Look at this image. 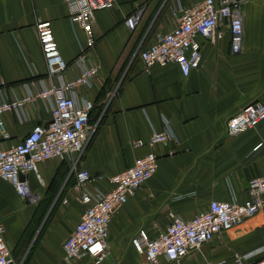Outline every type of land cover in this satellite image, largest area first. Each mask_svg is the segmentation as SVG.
<instances>
[{
    "label": "crops",
    "instance_id": "obj_1",
    "mask_svg": "<svg viewBox=\"0 0 264 264\" xmlns=\"http://www.w3.org/2000/svg\"><path fill=\"white\" fill-rule=\"evenodd\" d=\"M202 0H114L109 9L94 13V45L86 50L88 64L98 66L87 87L76 89L75 102L101 106L90 117V130L77 169L92 181L87 192H106L105 178L129 167L149 149H133L134 141H147L167 123L174 142L154 146L156 171L112 215L100 264H141L130 240L138 231L155 237L173 214L188 221L206 210L212 201L242 203L247 185L264 175V121L255 129L230 137L225 124L243 106L264 104V0H242L241 50L229 51L227 32L207 44L197 39L200 63L187 77L169 64L143 71L138 50L156 33L171 31L178 9ZM140 20L128 31L124 20L134 13ZM48 21L58 56L66 63L63 81L75 79L74 61L86 48L82 29L70 23L64 0H0V89L7 100L35 95L49 81L38 47L34 25ZM115 88L108 103L105 96ZM103 97L99 99L100 95ZM20 121L3 113L0 122L7 138L0 150L17 144L35 125L49 121L46 103L37 99L23 106ZM71 158L49 160L36 166V174L21 177L34 203L20 199L12 187L0 181V223L11 264H92L81 258L62 261L61 245L83 212L74 189ZM65 201V203H63ZM42 209V229L36 236V220ZM264 214L241 226L217 234L181 264H252L262 256ZM246 257L243 259V257ZM161 264H169L164 260Z\"/></svg>",
    "mask_w": 264,
    "mask_h": 264
},
{
    "label": "built area",
    "instance_id": "obj_2",
    "mask_svg": "<svg viewBox=\"0 0 264 264\" xmlns=\"http://www.w3.org/2000/svg\"><path fill=\"white\" fill-rule=\"evenodd\" d=\"M242 0H202L187 8L178 9L174 28L164 34L156 33L152 41L138 50L137 58L143 71L158 66L175 65L181 77L188 76L200 63L197 39L214 44L229 37V51L238 54L241 50L242 25L240 4ZM70 23L78 25L85 36L86 48L80 49L74 64L79 68L77 77L63 81L62 73L66 63L58 56L56 43L48 21L34 25L38 47L49 81L55 80L35 95L26 93L21 98L7 100L0 89V116L10 112L20 121L19 114L24 105L40 99L46 103L49 121L35 125L15 145L0 150V181L9 184L16 195L29 203L34 198L29 194L26 182L21 180L28 173L36 174V166L49 160L71 158L74 189L84 209L72 232L61 245L62 261L70 263L87 258L92 264H100L106 258L107 230L112 215L146 183L156 171L157 158L151 149L160 144L174 142V136L166 122L160 132L152 133L147 141H134L133 149L147 148L149 151L133 160L123 171L106 177L109 186L106 192H87L85 187L92 181L84 169H77L76 163L82 154L90 130L89 114L94 107L86 101L75 102L76 89L87 87L96 76L98 66L88 64L86 50L94 45L92 21L95 12L109 9L114 0H64ZM140 20L134 13L124 20L128 31H132ZM115 90V88H114ZM114 90L105 96V104L112 98ZM264 121V104L253 102L243 106L225 124L226 135L237 136L244 131L255 129ZM0 137L7 134L0 122ZM248 198L242 203L236 201L208 204L206 210L198 212L188 221L170 214L169 222L151 238L143 230L130 240L133 251L142 257L141 264H181L191 253L198 252L202 245L209 243L217 234L241 226L264 208V175L254 178L247 185ZM65 203V201H63ZM4 227L0 223V264H11L9 250L4 240ZM261 258L252 264H264V246ZM246 258L245 256L243 259ZM236 264H242L236 259Z\"/></svg>",
    "mask_w": 264,
    "mask_h": 264
},
{
    "label": "trees",
    "instance_id": "obj_3",
    "mask_svg": "<svg viewBox=\"0 0 264 264\" xmlns=\"http://www.w3.org/2000/svg\"><path fill=\"white\" fill-rule=\"evenodd\" d=\"M103 95H104V93H102L101 95H100V97H99V99H101L102 97H103ZM100 108H101V106H99V107H97V108H92V110L90 111V114H89V118L91 117V115H92V113L94 112V114H93V118H96L98 115H99V113H100ZM90 122V121H89Z\"/></svg>",
    "mask_w": 264,
    "mask_h": 264
},
{
    "label": "rangeland",
    "instance_id": "obj_4",
    "mask_svg": "<svg viewBox=\"0 0 264 264\" xmlns=\"http://www.w3.org/2000/svg\"><path fill=\"white\" fill-rule=\"evenodd\" d=\"M36 223L39 224L38 229H37V232L35 233V235L37 236L39 234L40 230L42 229V209L40 210V214H39L38 219L36 220Z\"/></svg>",
    "mask_w": 264,
    "mask_h": 264
},
{
    "label": "water",
    "instance_id": "obj_5",
    "mask_svg": "<svg viewBox=\"0 0 264 264\" xmlns=\"http://www.w3.org/2000/svg\"><path fill=\"white\" fill-rule=\"evenodd\" d=\"M262 212H263V214H264V208L262 209Z\"/></svg>",
    "mask_w": 264,
    "mask_h": 264
}]
</instances>
